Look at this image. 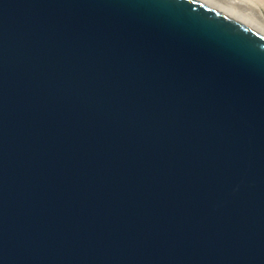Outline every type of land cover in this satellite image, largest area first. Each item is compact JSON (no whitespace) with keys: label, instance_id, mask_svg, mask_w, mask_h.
Returning <instances> with one entry per match:
<instances>
[{"label":"water","instance_id":"water-1","mask_svg":"<svg viewBox=\"0 0 264 264\" xmlns=\"http://www.w3.org/2000/svg\"><path fill=\"white\" fill-rule=\"evenodd\" d=\"M0 264H264V35L201 0H0Z\"/></svg>","mask_w":264,"mask_h":264},{"label":"rangeland","instance_id":"rangeland-1","mask_svg":"<svg viewBox=\"0 0 264 264\" xmlns=\"http://www.w3.org/2000/svg\"><path fill=\"white\" fill-rule=\"evenodd\" d=\"M213 4H218L229 12H236L251 21L254 25L259 22V18L264 17V7L253 3V0H208ZM255 29V28H254Z\"/></svg>","mask_w":264,"mask_h":264},{"label":"bare ground","instance_id":"bare-ground-1","mask_svg":"<svg viewBox=\"0 0 264 264\" xmlns=\"http://www.w3.org/2000/svg\"><path fill=\"white\" fill-rule=\"evenodd\" d=\"M205 3H207L208 5L218 9L219 11L245 23L246 25L252 27L253 29L255 28V30H257L258 32L262 33L264 35V17L259 18V22H257L256 24H258V26L254 25L251 21H249L248 19H246L245 17L239 15L236 12H229L227 10H225L224 8H222L221 6H219L218 4H213L211 2H209L208 0H201ZM257 3L259 6H263L264 7V0H253V3Z\"/></svg>","mask_w":264,"mask_h":264}]
</instances>
